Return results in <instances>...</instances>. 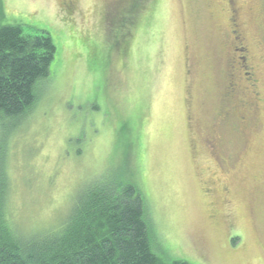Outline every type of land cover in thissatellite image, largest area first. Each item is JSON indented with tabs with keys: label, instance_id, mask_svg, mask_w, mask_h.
<instances>
[{
	"label": "rangeland",
	"instance_id": "374dc122",
	"mask_svg": "<svg viewBox=\"0 0 264 264\" xmlns=\"http://www.w3.org/2000/svg\"><path fill=\"white\" fill-rule=\"evenodd\" d=\"M234 3L230 24L224 0H0V26L55 47L33 109L0 118L8 223L59 230L113 173L144 196L165 262L264 264V0Z\"/></svg>",
	"mask_w": 264,
	"mask_h": 264
},
{
	"label": "trees",
	"instance_id": "16d2710c",
	"mask_svg": "<svg viewBox=\"0 0 264 264\" xmlns=\"http://www.w3.org/2000/svg\"><path fill=\"white\" fill-rule=\"evenodd\" d=\"M54 56L49 36L0 26V118L18 120L33 109ZM112 174L77 196L61 229L27 237L6 219L7 182L0 177V264H189L167 263L154 252L144 196L133 180Z\"/></svg>",
	"mask_w": 264,
	"mask_h": 264
},
{
	"label": "flooded vegetation",
	"instance_id": "af4514ba",
	"mask_svg": "<svg viewBox=\"0 0 264 264\" xmlns=\"http://www.w3.org/2000/svg\"><path fill=\"white\" fill-rule=\"evenodd\" d=\"M227 6V11H228V18L227 21L231 24L232 22L234 23L235 18H237V12L234 9V2L235 0H224ZM231 28V27H230ZM234 28V24H233ZM236 33L238 31H235ZM231 35L233 36L234 29L230 30ZM239 37L238 38H232V45H231V51L236 55V64L238 67H240L241 72L240 76L242 79H244L246 86L252 88L253 90L255 89V82L256 79L254 78L255 72H256V67L251 65L249 62V56H248V47L246 46V41L244 37L242 36V33H238ZM246 87V88H248ZM255 97L257 96L256 93H254ZM259 99L256 98V102ZM256 102L252 104L251 111L252 113H256L257 111V105ZM251 106V104H250Z\"/></svg>",
	"mask_w": 264,
	"mask_h": 264
}]
</instances>
